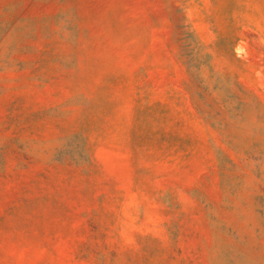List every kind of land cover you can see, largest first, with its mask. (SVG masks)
Returning <instances> with one entry per match:
<instances>
[{
    "label": "rangeland",
    "instance_id": "1",
    "mask_svg": "<svg viewBox=\"0 0 264 264\" xmlns=\"http://www.w3.org/2000/svg\"><path fill=\"white\" fill-rule=\"evenodd\" d=\"M0 264H264V0H0Z\"/></svg>",
    "mask_w": 264,
    "mask_h": 264
}]
</instances>
